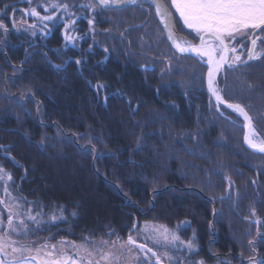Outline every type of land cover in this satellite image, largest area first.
Segmentation results:
<instances>
[{
	"label": "trees",
	"instance_id": "16d2710c",
	"mask_svg": "<svg viewBox=\"0 0 264 264\" xmlns=\"http://www.w3.org/2000/svg\"><path fill=\"white\" fill-rule=\"evenodd\" d=\"M53 1L37 0L29 4L24 0H0V9L5 4L17 9L36 7L42 14L51 15L53 9L46 13L35 5ZM12 9L0 15L8 28L7 33L0 30V145H11V156L19 163L0 148V164L12 172L15 180L12 187L19 185V192L12 194L37 202L31 205L34 213L42 211L43 219L48 220L50 214H58V206H63L68 221L44 223L33 237L54 232L72 239H76L77 233L96 237L106 235L109 225L117 226L124 237L134 219L155 221L177 230L185 240L195 232L200 256L203 254L211 262L215 260L209 252L214 246L231 264L240 263L237 233L244 235L251 229L250 236L256 235V224L245 219L250 215V207L256 208L264 232V155L245 147L244 121L239 114L223 105L216 108L206 89L207 68L191 56H173L164 36L158 40L157 31L155 41H150L151 46L142 54L160 64L147 72L142 70L140 66L146 64L135 58L142 43L138 39V44L135 43L136 30L141 33L153 20L162 28L152 5L139 0V4L122 10L126 19L124 29L128 30L131 43L127 39L113 41L106 47L108 53L105 47L91 45L89 41L77 49L69 45L65 48L61 24L51 30L43 28L47 33L43 36L39 33L33 36L22 27L13 28L9 17ZM72 11L76 14L73 17H79V25L82 21L81 29L85 32L89 27L88 16L94 17L102 29L115 17L121 21V11L101 10L95 14L79 8ZM56 15L63 16V12ZM136 16L144 18L137 22ZM176 25L183 27L177 18ZM177 29L183 36L186 30ZM155 42L160 45L159 53ZM56 49H61L58 55ZM26 53L31 54L29 59ZM164 56L171 59V69L166 67ZM76 59L86 63L77 65ZM53 63L64 67L58 70L52 67ZM238 77L241 78L240 72L228 73L227 89L218 77L219 87L224 89L222 95L230 102L251 105L248 111L254 116L257 130L264 135V120L256 119V114L264 116V66L253 65L247 70L245 79L257 85L250 92L238 91ZM88 81L109 85L100 93L110 96L107 104L98 99ZM117 90H123L133 103L129 105L120 96L112 97ZM137 104L139 110L133 113ZM71 133L101 137L92 140L97 149L116 153L95 162L107 179L94 170L90 156L82 155L68 141ZM87 138L80 143H86ZM41 139L49 145L47 149L39 145ZM138 139L143 144L140 151L136 150ZM187 161L190 163L186 164ZM208 174L211 182L206 181ZM224 177L233 181L231 199L227 198L228 181ZM109 181L118 182L128 199ZM209 196L225 199L210 201ZM20 203L30 207L24 201ZM73 210L76 217L71 215ZM184 220L190 221V226L176 228ZM65 227L74 231L64 233L61 228ZM256 247L258 253L264 251V245L258 243ZM246 248L249 250L248 245Z\"/></svg>",
	"mask_w": 264,
	"mask_h": 264
},
{
	"label": "snow or ice",
	"instance_id": "6c2138e0",
	"mask_svg": "<svg viewBox=\"0 0 264 264\" xmlns=\"http://www.w3.org/2000/svg\"><path fill=\"white\" fill-rule=\"evenodd\" d=\"M25 3H32V0H24ZM155 9L156 15L163 22V27L166 30L164 38L171 42V47L174 48L173 56L179 54V58L185 55L196 59L201 67H206L207 89L213 97H215V106L217 109L221 105H226L227 108L233 109L243 118L244 127L247 129L244 135V142L248 148L254 153L264 155V135L261 134L254 124V116L241 103L230 102L222 95L224 89H227L228 73L240 72L241 77L247 75V70L250 66H264V0H145ZM139 0H87L86 3H77L72 0H54L49 4L38 3L37 7L47 11L53 9L51 15H41L36 7L28 9H15L14 5L5 4L3 9H0V15L5 14L6 9L13 8L15 11H21L26 15L38 18L40 21L52 22H68L64 24L65 32L64 39L66 41L65 48L71 44L75 37L68 35L70 26L74 27L76 19H72L76 14L72 11L73 8L87 10L92 13L104 11H122L128 5H137ZM143 7V4H140ZM63 12V16H57V12ZM173 13L178 14L179 20L183 22V26L191 30V34L195 36L198 43L186 39L179 35L176 29V17ZM79 17H77L78 19ZM86 18V17H85ZM13 28L16 27L14 19L10 18ZM28 30L37 28L36 24H27L23 22ZM89 25L94 24V19L88 20ZM46 27V25L44 26ZM0 30L7 33L8 28L4 24L3 19H0ZM33 36L37 35V31H31ZM40 35H47L43 28L39 29ZM123 36V33H121ZM129 43H131L129 41ZM57 55L61 49L55 50ZM105 53L109 52L108 48H104ZM46 55V54H45ZM31 54L26 53V59H29ZM108 56H105V61ZM165 60L166 67L171 69L172 62L167 56L162 58ZM77 65L85 64L86 61L76 59ZM101 61L100 63H103ZM52 67L62 70L63 64H52ZM143 71L151 70L150 65H141ZM83 73V68L80 69ZM164 71L163 69L161 70ZM221 77L224 81V89L219 87ZM241 84V90L252 91L257 85L247 79L237 78ZM92 89L97 92L98 99L107 104L110 96L104 92L109 85L101 82L93 84L88 81ZM31 91V90H29ZM159 91V89H157ZM34 96L35 94L32 93ZM112 97L120 96L127 100L129 105L133 103L131 98H127L123 90H117L111 94ZM40 102L37 101V111H39ZM139 110V104L132 109L135 113ZM256 119L264 120V116L256 114ZM59 131V126H58ZM27 135V134H25ZM87 138L86 143H80L81 139ZM68 141L73 143L77 150L86 156H90L93 162L94 170L107 179L105 173L100 172L96 167V160L115 156V152L104 151L97 149L92 143L93 139H102L101 137H91L89 134L71 133L67 137ZM39 145L45 149L49 145L44 139L39 141ZM12 146L0 145L4 149L5 154L10 156L13 161H16L15 156H11L10 148ZM143 144L140 139L136 142V150L140 151ZM19 163V161H16ZM23 167V165H21ZM25 177L27 169H24ZM228 181L229 195L233 186L231 177H224ZM112 187L122 193L125 199H128L127 193L123 192L122 186L118 182L109 181ZM256 183L255 180L252 181ZM15 180L11 171L7 170L0 164V264H208V262L200 256L201 249L196 243V233L193 232L192 237L185 240L169 226L160 224L155 221H139L134 219L130 226L129 234L126 239L119 237L111 226H108V231L105 233L108 236H116L115 240L94 239L90 235H81V242L77 243L74 240L61 238L55 243L52 242L54 236H49L47 239H27L35 233L42 230L41 225L44 223L55 225L56 223H66L67 217L64 215L63 206H58V214H50L48 220L43 219V212H33L32 207H24L20 201L25 204L34 205L36 201H28L23 195H13V191L19 192V185L15 188ZM155 191V189H154ZM237 195L239 193L237 192ZM223 200L224 196H209L210 201ZM130 204L135 205L134 201ZM213 209V215H216ZM73 217L77 216L75 210L72 211ZM256 224V235L247 241L248 249L252 253L246 257L247 264H264V255H259L256 245L259 243L264 245V232L261 231V218L257 215L255 207H250V215L245 217ZM191 222L184 220L176 225V228L181 226H190ZM30 225H32L30 227ZM211 227V225H210ZM251 229L247 231L251 235ZM135 233V235H133ZM14 237H25V240L16 239ZM151 241L152 247L148 243H140L139 240ZM107 249V250H106ZM209 255L217 261V264H230L227 259H224L217 252H209ZM241 258L244 257L243 251L240 253Z\"/></svg>",
	"mask_w": 264,
	"mask_h": 264
},
{
	"label": "rangeland",
	"instance_id": "374dc122",
	"mask_svg": "<svg viewBox=\"0 0 264 264\" xmlns=\"http://www.w3.org/2000/svg\"><path fill=\"white\" fill-rule=\"evenodd\" d=\"M34 2H37V0H32V3ZM54 2V1H53ZM31 3V4H32ZM52 3V2H51ZM35 4V3H34ZM37 6V5H35ZM131 6V5H130ZM18 7H15V9H17ZM24 9V8H22ZM12 13H10V18H14L15 22H16V27H22L21 29L25 30L26 32H31V31H37V34L39 33V29L40 28H48V29H52L54 26H58V25H62L63 26V37H64V32H65V28H64V24L67 23L68 21L67 20H64L63 22H57L56 20H53L52 22H47V21H40L38 18L36 17H32L30 15H26L24 13H21L20 11H15L14 9H12ZM38 11V9H37ZM46 13L50 12V8L45 11ZM136 13V11H135ZM16 14H19V16H17ZM41 15H46V14H42ZM50 15V14H48ZM121 21H118L117 20V17L111 19L110 21V25L105 28V29H102L103 27L101 25H99L94 17H89L87 18V22L89 19H94V24L92 25H89L88 23V30L85 32V31H82V21H81V25H79V18L77 19V17H72V19H76V24L74 27H71L70 26V30L68 31V35L70 36H73L75 37V39L73 40V42L71 44H68L69 46H72L73 48L77 49L79 48L80 46L84 45L83 42L85 41H89L91 42V45H100L102 47H107V45L113 41H117V40H121V39H127L129 41V38L127 37V35L129 34L128 30L125 28L124 29V26L126 25V19H125V11H121ZM173 15L179 19L178 17V14L176 13H173ZM141 17L144 18V16H136L137 18V22L141 20ZM154 19V17H152ZM154 23L152 25H150V23L143 29V31L141 33H138L136 30V41L135 43L138 44L137 42V39L138 40H141L142 43L139 47V51L135 54L136 55V59L143 63V64H146V65H150L151 67H154L156 66L157 64H160V61L158 60H155L153 58H149L147 57L146 55H143L145 53L144 50H146L145 48L151 46L150 45V41H155L156 39V36H155V33L157 31L159 37H158V40L162 39L163 36H165V34L163 33L164 31L162 30V28L160 29V27H158V23H156L155 20H153ZM23 22H26L27 24H36L37 25V28L34 29V30H28L25 26H24V23ZM79 23V24H78ZM180 23L182 24L183 26V22L180 20ZM143 24V23H142ZM46 25V27H44ZM121 26V27H120ZM177 27H179V29H183V30H186L187 31V28L186 27H181V26H178L176 25ZM139 28V27H137ZM20 29V28H19ZM163 31V32H162ZM191 33V30L189 31ZM121 33H123V36H121ZM180 34V33H179ZM181 35V34H180ZM65 40V39H64ZM66 43V41H65ZM146 46V47H145ZM155 50L159 53L161 52V49H160V45L158 42H155ZM112 51H114L116 54H117V51L112 49ZM143 53V54H142ZM142 54V55H141ZM157 61V62H156ZM240 78V77H239ZM246 77H241V79H245ZM238 83V86L236 88H238V91H242L241 90V84L237 81ZM245 91V90H243ZM264 100V99H263ZM233 112H235L234 110H232ZM238 114V113H237ZM243 138V136H242ZM166 152H168L167 149H165ZM188 155H195L194 153H187ZM166 158L165 154H164V159ZM187 163H190L189 161L186 162ZM220 169V167H219ZM258 169H262V166H259ZM217 171V170H216ZM215 172V171H213ZM216 175V174H215ZM211 175L208 174L206 175V181H210L211 182ZM0 194H2V189H0ZM25 208H27L26 206H24ZM30 207H32L30 205ZM213 213V211H212ZM215 216V215H213ZM222 221V218L220 220V222ZM217 224V223H216ZM117 226H115L114 229L117 233V235L123 239H126L127 236L124 235V237L121 236V233H120V229H117L116 228ZM61 230L64 232V233H72L74 230H71V227H65V228H61ZM175 230V229H173ZM177 231V230H175ZM217 232H219V229H217ZM178 233V232H177ZM54 236V239L52 240L53 243H55L56 241H58L59 239L61 238H66L68 240H74L76 241L77 243H80L81 242V235H86L84 233H80L78 234L77 233V237L76 239H72V238H68V235H61V236H58V233L57 232H54L52 234H49V235H46L44 237H28L27 239H31V240H36V239H47L49 236ZM133 235H135V233H133ZM218 235V233L216 234ZM247 233H245L244 235H239V232L237 233L236 235V241L238 242L237 244V247L239 249V251H245L244 252V257L243 258H238V261H241L240 263H237V264H244L245 260H246V257L249 256V255H252V253L247 250L246 246H247V241L252 239V237L250 235H248L246 237ZM103 238L105 240H115L116 239V236H108V235H97L96 237H93L94 239H100V238ZM16 239H21V240H25L26 238L25 237H14ZM140 243H148V246L151 247V243H149L148 241H145L143 239H140L139 240ZM246 248V249H245ZM212 252H217V250H215L214 246L212 248ZM245 249V250H244ZM107 250V249H106ZM236 253V252H234ZM238 254V252H237ZM239 255V254H238ZM259 255H264V251H259ZM201 257H203L207 262L208 264H217V261H209L208 258L206 256H204L203 254L201 255ZM167 263V262H166ZM231 264V263H230Z\"/></svg>",
	"mask_w": 264,
	"mask_h": 264
},
{
	"label": "water",
	"instance_id": "95a60500",
	"mask_svg": "<svg viewBox=\"0 0 264 264\" xmlns=\"http://www.w3.org/2000/svg\"><path fill=\"white\" fill-rule=\"evenodd\" d=\"M157 17H158V16H157ZM158 19H159V17H158ZM159 21H160V19H159ZM160 22H161V21H160ZM161 25H162V27H163V22H161ZM163 30H164L165 33H166V30L164 29V27H163ZM167 42H168L170 48H171L173 51H175L174 48L171 47V42L168 41V40H167ZM177 54H178V53H177ZM178 55H179V54H178ZM185 56H187V55H185ZM206 72H207V71H206ZM205 84H206V89H207L206 76H205ZM207 92L209 93V95L211 96V98L215 101V97H213V96L211 95V93L208 91V89H207ZM234 103H237V102H234ZM222 105H223V104H222ZM223 106L227 107L226 105H223ZM231 110H233V109H231ZM244 123H245V122H244ZM246 131H247V129L245 128V130H244V134H243V143H244L245 147H246L248 150L252 151L251 149L248 148L247 144L244 142V135H245ZM252 152H253V151H252Z\"/></svg>",
	"mask_w": 264,
	"mask_h": 264
},
{
	"label": "flooded vegetation",
	"instance_id": "af4514ba",
	"mask_svg": "<svg viewBox=\"0 0 264 264\" xmlns=\"http://www.w3.org/2000/svg\"><path fill=\"white\" fill-rule=\"evenodd\" d=\"M189 31H190V29H187V31L184 32V35H183V36H184L186 39L193 41L194 43H198V40H195L194 37H192V36H194V35L191 34ZM236 261H237V259H236ZM245 261H246L245 264H247V260H245Z\"/></svg>",
	"mask_w": 264,
	"mask_h": 264
}]
</instances>
